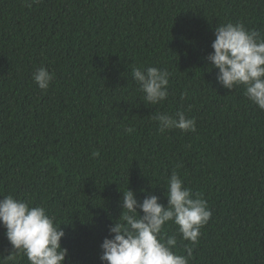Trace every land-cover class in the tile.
Listing matches in <instances>:
<instances>
[{"label":"trees","instance_id":"trees-1","mask_svg":"<svg viewBox=\"0 0 264 264\" xmlns=\"http://www.w3.org/2000/svg\"><path fill=\"white\" fill-rule=\"evenodd\" d=\"M227 22L264 34V0H0V195L61 223L64 264H101L122 192L166 206L173 171L212 212L189 264H264V110L205 59ZM41 66L54 73L46 91L32 79ZM150 66L170 74L156 105L132 77ZM177 112L194 132L159 131L152 116ZM164 231L186 254L177 226ZM10 251L0 225V264Z\"/></svg>","mask_w":264,"mask_h":264},{"label":"clouds","instance_id":"clouds-1","mask_svg":"<svg viewBox=\"0 0 264 264\" xmlns=\"http://www.w3.org/2000/svg\"><path fill=\"white\" fill-rule=\"evenodd\" d=\"M38 2L25 0L28 6ZM214 37L212 51L205 59L210 69L218 70L217 82L229 90L242 86L247 99L264 110V34L246 29L239 22H227L214 28ZM169 75L167 70L155 66L132 69V77L147 105L167 99ZM32 79L46 91L54 73L41 66ZM152 119L159 123L160 132L174 128L183 132L196 130L195 119L186 117L183 112L175 116L156 113ZM98 155L99 152H92L93 157ZM166 193L165 206L159 202L160 197L152 193L138 200L134 190L127 188L122 192L120 207L124 211L108 227L109 236L99 245L101 264H189L200 229L208 223L212 212L202 195L193 194L175 171L167 178ZM0 197V225L12 246L3 264L14 262L21 254L27 257L29 264H64L68 250L61 246L65 235L61 223L57 225L55 217L49 215L45 207L33 205L30 200L11 194ZM169 224L177 226L181 240L191 243V247L184 245L186 254L175 251L177 234L168 235L164 231Z\"/></svg>","mask_w":264,"mask_h":264}]
</instances>
